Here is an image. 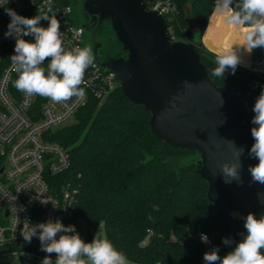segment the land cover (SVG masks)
Segmentation results:
<instances>
[{
  "label": "trees",
  "instance_id": "1",
  "mask_svg": "<svg viewBox=\"0 0 264 264\" xmlns=\"http://www.w3.org/2000/svg\"><path fill=\"white\" fill-rule=\"evenodd\" d=\"M170 1L175 11L164 19L172 39H193L186 6L203 36L217 0ZM251 52L252 62L262 63L263 48ZM217 55L201 46L200 59L218 86L264 87L263 75L240 65L234 74L228 69L224 77L215 76ZM150 118L149 111L132 103L117 86L103 101L90 96L73 122L51 132L50 140L63 146L70 158L69 169L56 178L58 186L69 184L76 190L72 214L64 224L75 225L79 233L78 221L84 220L86 242L103 225L105 238L130 264H204L198 233L207 234L225 255L234 246L222 242L224 225L208 197V181L195 168L197 153L157 137Z\"/></svg>",
  "mask_w": 264,
  "mask_h": 264
},
{
  "label": "water",
  "instance_id": "2",
  "mask_svg": "<svg viewBox=\"0 0 264 264\" xmlns=\"http://www.w3.org/2000/svg\"><path fill=\"white\" fill-rule=\"evenodd\" d=\"M82 1L92 24L110 20L120 47L116 55L102 57L93 50L95 60L115 73L132 103L151 113V129L157 137L197 153L195 168L208 181V197L217 205L225 235L235 246L247 234L242 217L249 212L257 218L264 214V203L257 196L264 194V185L250 183L248 172L258 163L248 153L254 143L252 109L261 91L218 86L211 79L200 59L201 46L219 52L201 35L190 6L184 11L193 39L181 42L171 39L164 17L144 0ZM87 22L81 23L84 30ZM236 147L244 149L243 186L225 183L221 174L222 164L236 162Z\"/></svg>",
  "mask_w": 264,
  "mask_h": 264
},
{
  "label": "built area",
  "instance_id": "3",
  "mask_svg": "<svg viewBox=\"0 0 264 264\" xmlns=\"http://www.w3.org/2000/svg\"><path fill=\"white\" fill-rule=\"evenodd\" d=\"M144 1L163 17L175 11L170 0ZM41 7H45V0H0V255L6 256L45 257L38 238L27 243L21 231L24 225L50 219L65 223L72 214L76 192L69 184L58 186L56 178L69 169L70 158L63 146L50 140V134L70 123L90 96L103 101L119 86L115 73L95 60V67L86 70L81 85L84 97L57 103L45 97L26 96L14 87L18 73L11 61L15 38L5 36L10 23L8 10L31 18ZM52 14L60 21L64 47H85L84 28L76 24L70 0H52L49 15ZM47 24L41 21V26ZM47 63L43 67L47 68ZM247 68L264 76V70L253 62ZM203 245L204 253L214 248L210 239Z\"/></svg>",
  "mask_w": 264,
  "mask_h": 264
},
{
  "label": "clouds",
  "instance_id": "4",
  "mask_svg": "<svg viewBox=\"0 0 264 264\" xmlns=\"http://www.w3.org/2000/svg\"><path fill=\"white\" fill-rule=\"evenodd\" d=\"M46 7V10H45ZM45 7L39 13L29 18L18 15L9 9L10 23L5 32L6 37L15 38L14 54L11 61L18 78L14 87L26 96L49 98L53 102L68 101L73 97L81 98L86 95L81 87L84 83L85 72L89 67H95V56L92 46L73 47L66 49L62 40L60 21L52 12V0H45ZM218 12L227 13L226 23L236 29L246 27L243 33L244 44L248 52L256 48H264V0H217ZM47 21V27L41 26V21ZM31 36L26 40L23 37ZM47 68L43 67L45 62ZM240 58L233 49L222 51L217 55L213 74L224 77L228 69L234 74ZM254 116L251 123V136L254 140L249 157L258 161L250 165L248 172L250 183L264 185V87L256 98L253 106ZM233 146L235 143L229 141ZM243 148L236 147V162H226L221 165V174L225 183L235 181L243 186L240 175L242 163L240 156ZM258 199L264 203V194L258 193ZM47 203V202H42ZM155 211L159 208L156 206ZM238 215V213H233ZM151 220L152 217L149 216ZM246 235L225 255L219 254V247L203 255L204 264H264V214L259 218L249 212L242 217ZM21 235L27 243L38 238L40 250L46 255L41 264H130L125 253L118 250L108 239L93 238L85 242L77 232L75 225H65L62 221L48 220L35 225H24ZM201 242L208 243L207 234H201ZM223 244L230 246L234 243L231 238H223ZM55 254V260L52 255Z\"/></svg>",
  "mask_w": 264,
  "mask_h": 264
},
{
  "label": "flooded vegetation",
  "instance_id": "5",
  "mask_svg": "<svg viewBox=\"0 0 264 264\" xmlns=\"http://www.w3.org/2000/svg\"><path fill=\"white\" fill-rule=\"evenodd\" d=\"M76 14L80 18L82 24H84L85 21H89V23L87 22L88 24L86 23V28L84 30L85 40L87 46H92L99 57L104 55H116L120 52L118 40L111 27L110 20L103 21L98 25L92 24L83 6L82 0H76Z\"/></svg>",
  "mask_w": 264,
  "mask_h": 264
},
{
  "label": "rangeland",
  "instance_id": "6",
  "mask_svg": "<svg viewBox=\"0 0 264 264\" xmlns=\"http://www.w3.org/2000/svg\"><path fill=\"white\" fill-rule=\"evenodd\" d=\"M71 4L74 7V20L76 22V24L81 25V21L80 18L78 17V15L76 14V0H70ZM215 11V10H214ZM213 14V13H212ZM212 16V15H211ZM214 16V15H213ZM212 16V21H211V25L209 26V34L207 35L206 32H204V37H206L208 40L210 39V35H211V31L213 29L214 26V19L217 17H220L221 14L220 12H216L214 18ZM211 18V17H210ZM210 20V19H209ZM208 26V25H207ZM227 28V27H226ZM240 33L241 35L239 36L240 39L244 38L243 33L247 31L243 30L242 28H240ZM225 32V31H224ZM210 42V40H209ZM84 46H87L86 40H85V33H84ZM215 47V49L220 53L224 50L222 44L217 42V45H213ZM241 48V47H240ZM222 49V50H221ZM220 50V51H219ZM240 51L244 54L245 53L242 49H240ZM213 52V51H212ZM239 52V51H238ZM215 53V52H214ZM243 57V56H242ZM263 61V60H262ZM240 66L243 67H249L250 66V62L248 64H243V63H239ZM256 65V64H255ZM257 66L259 68H261L262 70H264V62L261 64H257ZM74 119H71L69 122H73ZM186 161L180 162V164L185 163ZM78 230H79V234L82 237V239H84V241L86 242L87 238H88V231H87V226L84 220H79L78 221ZM95 238L97 239H104L105 238V229L104 226L101 225L99 230L97 231ZM43 258L40 257H29V256H6V255H0V264H41Z\"/></svg>",
  "mask_w": 264,
  "mask_h": 264
},
{
  "label": "crops",
  "instance_id": "7",
  "mask_svg": "<svg viewBox=\"0 0 264 264\" xmlns=\"http://www.w3.org/2000/svg\"><path fill=\"white\" fill-rule=\"evenodd\" d=\"M216 12H217V9H215V11L213 12V14H212V16L214 15L215 16V14H216ZM220 14L221 15H223V19H224V16H225V14L226 13H221L220 12ZM212 16H211V18H210V20H209V22H208V26H207V28H206V30H205V32L207 33V35L209 34V26L211 25V21H212ZM214 16H213V18H214ZM226 26V21L225 20H218V21H216V22H214V26H213V29H212V31L211 32H213V30H214V33H213V37H212V39L214 40V41H218V40H224L223 39V36H228L229 34L227 33V35H225V33L227 32V28L225 27ZM242 29L244 30V29H247L246 27H242ZM225 31V32H224ZM241 31V30H240ZM212 36V35H211ZM228 43L231 45V46H236V48H237V50L239 51V53L243 56V57H245V58H247V60L249 61V62H252V60H251V56H252V52H248L242 45L244 44V38H242V39H240V37H237V36H229V38H228ZM241 47V48H240ZM224 48V47H223ZM240 49H242L243 51H244V53H245V56H244V54L240 51Z\"/></svg>",
  "mask_w": 264,
  "mask_h": 264
},
{
  "label": "bare ground",
  "instance_id": "8",
  "mask_svg": "<svg viewBox=\"0 0 264 264\" xmlns=\"http://www.w3.org/2000/svg\"><path fill=\"white\" fill-rule=\"evenodd\" d=\"M227 14V13H226ZM226 14H225V16H226ZM225 16H224V19H223V15H221L220 17H217V18H215L214 19V22H216V21H218V20H225ZM226 21V20H225ZM225 27H227V32L225 33V35H227V33L229 34L228 36H223V39L224 40H218V41H214L213 39H212V37H213V33H214V30H213V32H211V35H210V43L212 44V45H217V42L218 43H220V44H222V46L224 47V50L223 51H228V50H231V49H233L234 51H236L237 52V54H238V56H239V58H240V63H243V64H248L249 63V61L247 60V58H245V57H242V55L238 52V50H237V48H236V46H231L229 43H228V38H229V36H237V37H239L240 35H241V33H240V29H236V28H234L233 26H231V25H229V24H227L226 23V26ZM222 50V49H221ZM220 51V50H219Z\"/></svg>",
  "mask_w": 264,
  "mask_h": 264
}]
</instances>
